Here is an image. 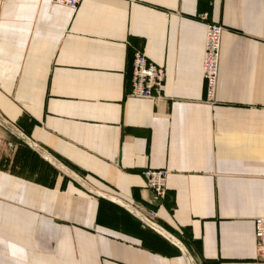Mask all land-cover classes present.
Segmentation results:
<instances>
[{"label": "crops", "instance_id": "crops-1", "mask_svg": "<svg viewBox=\"0 0 264 264\" xmlns=\"http://www.w3.org/2000/svg\"><path fill=\"white\" fill-rule=\"evenodd\" d=\"M137 50L160 98L127 95ZM145 168L167 171L156 221L179 244L124 205L152 207ZM259 217L264 0H0V264H264Z\"/></svg>", "mask_w": 264, "mask_h": 264}, {"label": "built area", "instance_id": "built-area-1", "mask_svg": "<svg viewBox=\"0 0 264 264\" xmlns=\"http://www.w3.org/2000/svg\"><path fill=\"white\" fill-rule=\"evenodd\" d=\"M80 0H50V5H64L76 8ZM222 26L217 23L207 22L204 33V50L202 56V76L204 82V100L212 103L215 100L216 84L219 68V54ZM164 83V71L159 66L137 50L134 53L132 71L128 79L127 95L136 98L157 99L162 96ZM147 188L152 193V207L145 208L135 204H124L133 212L140 222L157 231L153 225L160 227L157 223L156 206L162 204L165 197L166 169L145 168L141 172ZM158 232V231H157ZM255 257L258 261H264V217L254 220Z\"/></svg>", "mask_w": 264, "mask_h": 264}, {"label": "bare ground", "instance_id": "bare-ground-1", "mask_svg": "<svg viewBox=\"0 0 264 264\" xmlns=\"http://www.w3.org/2000/svg\"><path fill=\"white\" fill-rule=\"evenodd\" d=\"M153 227H154L156 230H158L159 232H161L162 234H164L165 236H167L168 238H170L173 242L179 244V242L176 241V239H174V237H172L170 234L166 233L163 229H161V228H159V227H157V226H155V225H153Z\"/></svg>", "mask_w": 264, "mask_h": 264}, {"label": "trees", "instance_id": "trees-1", "mask_svg": "<svg viewBox=\"0 0 264 264\" xmlns=\"http://www.w3.org/2000/svg\"><path fill=\"white\" fill-rule=\"evenodd\" d=\"M183 234V233H182ZM199 242V241H198ZM207 260H204L202 264H206Z\"/></svg>", "mask_w": 264, "mask_h": 264}]
</instances>
